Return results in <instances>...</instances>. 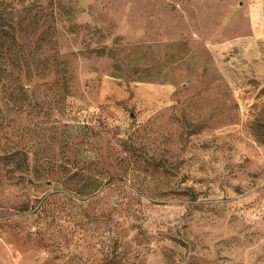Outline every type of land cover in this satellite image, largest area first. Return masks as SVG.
Instances as JSON below:
<instances>
[{
	"label": "rangeland",
	"instance_id": "rangeland-1",
	"mask_svg": "<svg viewBox=\"0 0 264 264\" xmlns=\"http://www.w3.org/2000/svg\"><path fill=\"white\" fill-rule=\"evenodd\" d=\"M255 117L264 0H0V264H264Z\"/></svg>",
	"mask_w": 264,
	"mask_h": 264
},
{
	"label": "trees",
	"instance_id": "trees-1",
	"mask_svg": "<svg viewBox=\"0 0 264 264\" xmlns=\"http://www.w3.org/2000/svg\"><path fill=\"white\" fill-rule=\"evenodd\" d=\"M257 117V116H256ZM255 119L250 123V129L255 139L264 145V119Z\"/></svg>",
	"mask_w": 264,
	"mask_h": 264
}]
</instances>
